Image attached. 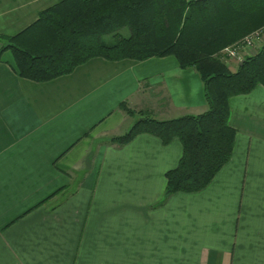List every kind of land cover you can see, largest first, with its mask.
Returning <instances> with one entry per match:
<instances>
[{"label": "crops", "instance_id": "obj_1", "mask_svg": "<svg viewBox=\"0 0 264 264\" xmlns=\"http://www.w3.org/2000/svg\"><path fill=\"white\" fill-rule=\"evenodd\" d=\"M60 0H0L14 35ZM2 42L0 40V47ZM262 44L253 48L254 54ZM0 55V264H264V86L229 98L231 157L201 190L165 196L182 146L148 133L109 141L139 118L206 110L174 56L94 57L44 82ZM233 71L239 61L225 62Z\"/></svg>", "mask_w": 264, "mask_h": 264}, {"label": "trees", "instance_id": "obj_2", "mask_svg": "<svg viewBox=\"0 0 264 264\" xmlns=\"http://www.w3.org/2000/svg\"><path fill=\"white\" fill-rule=\"evenodd\" d=\"M264 25V0H60L14 35L0 34L18 76L44 82L69 74L94 57L111 61L174 56L201 79L206 110L156 119L147 110L109 141L123 145L148 133L166 145L177 138L182 155L168 170L165 196L204 188L231 157L236 130L229 98L264 86V42L231 71L219 51Z\"/></svg>", "mask_w": 264, "mask_h": 264}, {"label": "built area", "instance_id": "obj_3", "mask_svg": "<svg viewBox=\"0 0 264 264\" xmlns=\"http://www.w3.org/2000/svg\"><path fill=\"white\" fill-rule=\"evenodd\" d=\"M263 34L264 26L248 33L233 44L224 47L221 52H219V55L222 58L240 61L245 55H251L253 48L258 44L257 40Z\"/></svg>", "mask_w": 264, "mask_h": 264}, {"label": "rangeland", "instance_id": "obj_4", "mask_svg": "<svg viewBox=\"0 0 264 264\" xmlns=\"http://www.w3.org/2000/svg\"><path fill=\"white\" fill-rule=\"evenodd\" d=\"M263 26H264V25H263ZM263 26H262V27H263ZM260 28H261V27H260ZM257 30H258V29H257ZM260 38H261V39H260ZM260 38L257 40V42H259V45L262 44V43L264 42V34L261 35ZM257 42H256V43H257ZM256 43H255V44H256ZM221 50H222V49H221ZM221 50H220L219 52H221ZM221 58H222V57H221ZM222 59H223L222 61H223L224 63L227 62V61L229 60L228 58H222ZM129 128H130V127H129Z\"/></svg>", "mask_w": 264, "mask_h": 264}, {"label": "water", "instance_id": "obj_5", "mask_svg": "<svg viewBox=\"0 0 264 264\" xmlns=\"http://www.w3.org/2000/svg\"><path fill=\"white\" fill-rule=\"evenodd\" d=\"M240 63H242V61H240Z\"/></svg>", "mask_w": 264, "mask_h": 264}]
</instances>
